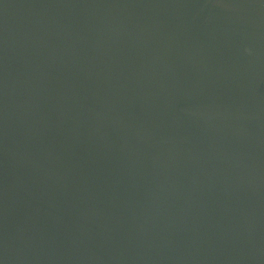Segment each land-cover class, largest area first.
I'll list each match as a JSON object with an SVG mask.
<instances>
[{
	"label": "water",
	"instance_id": "water-1",
	"mask_svg": "<svg viewBox=\"0 0 264 264\" xmlns=\"http://www.w3.org/2000/svg\"><path fill=\"white\" fill-rule=\"evenodd\" d=\"M0 264H264V0H0Z\"/></svg>",
	"mask_w": 264,
	"mask_h": 264
}]
</instances>
